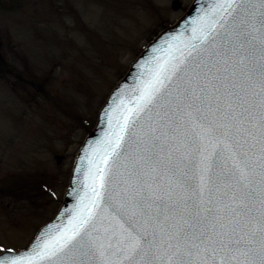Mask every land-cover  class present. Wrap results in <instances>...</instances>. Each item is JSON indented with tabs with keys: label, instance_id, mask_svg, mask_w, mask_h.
Listing matches in <instances>:
<instances>
[{
	"label": "snow or ice",
	"instance_id": "6c2138e0",
	"mask_svg": "<svg viewBox=\"0 0 264 264\" xmlns=\"http://www.w3.org/2000/svg\"><path fill=\"white\" fill-rule=\"evenodd\" d=\"M140 69L67 221L0 264H264V0H212Z\"/></svg>",
	"mask_w": 264,
	"mask_h": 264
},
{
	"label": "rangeland",
	"instance_id": "374dc122",
	"mask_svg": "<svg viewBox=\"0 0 264 264\" xmlns=\"http://www.w3.org/2000/svg\"><path fill=\"white\" fill-rule=\"evenodd\" d=\"M179 1L0 0L13 71L0 77V252L25 248L55 214L100 107L192 0Z\"/></svg>",
	"mask_w": 264,
	"mask_h": 264
},
{
	"label": "water",
	"instance_id": "95a60500",
	"mask_svg": "<svg viewBox=\"0 0 264 264\" xmlns=\"http://www.w3.org/2000/svg\"><path fill=\"white\" fill-rule=\"evenodd\" d=\"M174 2H175V6H174ZM211 2L212 0H192L189 6L187 7V9L184 11V13L173 24L163 28L152 40H150L147 43V45L140 52V54L134 59L129 69L125 73V75L112 88L106 101L103 103V105L101 106L98 112V118L95 126L87 133L86 137L83 140V143L78 149L71 169L68 186L66 188L62 202L56 214L51 220L47 221L39 228L33 240L26 248L20 250L6 249L8 251V254L21 253L30 250L31 245L34 243L35 240L39 238L40 233L42 231H47V227L60 224L62 221L63 222L67 221L69 210L73 207V205L76 202L75 197L71 195V192L72 189L76 187V182L79 178V174L76 172V169L81 164L79 158L84 155V149L87 148L90 143L101 139L105 131V128L107 127L106 119L104 117V112L107 110L109 106L113 104V101L115 100L117 95L123 92L125 89H128L129 90L128 95L129 96L131 95L130 90L135 87L136 79L141 71L140 65L144 61L150 59V57L152 56V49L157 46H160L165 40L169 39L171 36L180 33L182 30L185 29L186 26H188L190 29V22L192 18L196 15V13L199 11V9L201 7L207 8ZM180 5L181 2L179 0H173L172 6L174 9H178Z\"/></svg>",
	"mask_w": 264,
	"mask_h": 264
},
{
	"label": "trees",
	"instance_id": "16d2710c",
	"mask_svg": "<svg viewBox=\"0 0 264 264\" xmlns=\"http://www.w3.org/2000/svg\"><path fill=\"white\" fill-rule=\"evenodd\" d=\"M16 1L18 2V0H16ZM16 5H19V4L12 3L11 8L12 9L16 8ZM6 54L7 53L5 51H3V40H2L1 31H0V77H6L7 75L13 73L12 65H11ZM89 130H90V128H89Z\"/></svg>",
	"mask_w": 264,
	"mask_h": 264
}]
</instances>
